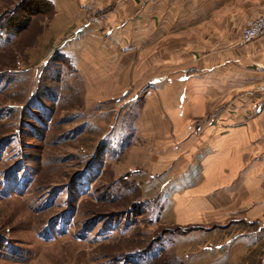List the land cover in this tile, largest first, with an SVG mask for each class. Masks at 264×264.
I'll use <instances>...</instances> for the list:
<instances>
[{
  "label": "rangeland",
  "instance_id": "1",
  "mask_svg": "<svg viewBox=\"0 0 264 264\" xmlns=\"http://www.w3.org/2000/svg\"><path fill=\"white\" fill-rule=\"evenodd\" d=\"M56 15L0 0V264H264V221H172L192 180L143 138L138 76L95 82L94 40Z\"/></svg>",
  "mask_w": 264,
  "mask_h": 264
},
{
  "label": "crops",
  "instance_id": "2",
  "mask_svg": "<svg viewBox=\"0 0 264 264\" xmlns=\"http://www.w3.org/2000/svg\"><path fill=\"white\" fill-rule=\"evenodd\" d=\"M46 1L54 24L94 40L95 82L138 76L142 117L159 124L143 138L171 140L161 170L192 180L172 221H264V36L239 44L264 0Z\"/></svg>",
  "mask_w": 264,
  "mask_h": 264
},
{
  "label": "built area",
  "instance_id": "3",
  "mask_svg": "<svg viewBox=\"0 0 264 264\" xmlns=\"http://www.w3.org/2000/svg\"><path fill=\"white\" fill-rule=\"evenodd\" d=\"M264 36V14L248 20L242 32L239 44H250ZM258 91L264 95V84L258 87Z\"/></svg>",
  "mask_w": 264,
  "mask_h": 264
},
{
  "label": "trees",
  "instance_id": "4",
  "mask_svg": "<svg viewBox=\"0 0 264 264\" xmlns=\"http://www.w3.org/2000/svg\"><path fill=\"white\" fill-rule=\"evenodd\" d=\"M29 22V21H28Z\"/></svg>",
  "mask_w": 264,
  "mask_h": 264
}]
</instances>
